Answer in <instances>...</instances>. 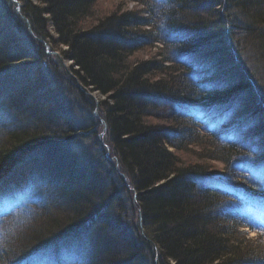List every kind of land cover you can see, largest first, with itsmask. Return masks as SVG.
I'll use <instances>...</instances> for the list:
<instances>
[{
	"label": "trees",
	"instance_id": "obj_1",
	"mask_svg": "<svg viewBox=\"0 0 264 264\" xmlns=\"http://www.w3.org/2000/svg\"><path fill=\"white\" fill-rule=\"evenodd\" d=\"M99 2L0 0V264H61L111 207L98 154L66 148L103 130L137 219L91 264L140 243L152 264H264V0ZM62 81L89 110L79 82L103 93L101 118L74 119Z\"/></svg>",
	"mask_w": 264,
	"mask_h": 264
},
{
	"label": "rangeland",
	"instance_id": "obj_2",
	"mask_svg": "<svg viewBox=\"0 0 264 264\" xmlns=\"http://www.w3.org/2000/svg\"><path fill=\"white\" fill-rule=\"evenodd\" d=\"M121 1H124V0H101V2L96 4V6H99L100 8H103V7L104 8H110L116 2H121ZM126 3H127V6L134 7L137 4V0H135V1L127 0ZM20 4H21V2H20ZM100 8H98V9H100ZM21 32L22 31L19 29L18 33L20 35H21ZM52 34H55L53 29H52ZM26 35L27 34H24L21 36L26 37ZM23 40L28 42V40H26V39H23ZM21 41H22V39H21ZM25 41H23V42H25ZM54 49H52L53 52L51 54L60 57L61 56L60 50L58 48H54ZM145 53H146V51H145ZM60 59H61V61H63L64 67L68 71H70V65H72L73 60H69V59L66 60V59L61 58V57H60ZM68 62L70 63V65L68 64ZM20 63H22V61L13 62L12 66L15 67ZM79 86H80V89L83 90V92H86L87 94H89L90 96L93 97L94 102L96 104H95V107L92 108V110H89V109H87L86 106H83L84 103L82 102V99L78 97V93L72 92L70 87L67 86L65 84V82H63L62 84L60 83L57 86V88H59L61 91H63L62 93H64V95L62 96V97H64V99H63L64 103L71 107L69 110L70 114L72 115V117L74 119L75 118L78 119V122L83 121L84 119H86L87 116L98 114L99 113L98 107H99L100 101L106 99V96L103 93H101L100 91H97V90L93 91L85 85L83 86L81 81L79 82ZM101 116H100V118H101ZM101 126H102V124H101ZM101 126L99 127L100 132L102 129ZM103 131L100 133V135H99V133H97L96 136H93L92 134L88 133V134H86V136L84 138L82 137L80 139H76V141L74 143L67 145L66 148L73 150L74 152H76V151L80 152V151L86 149V151L88 150V152H95L96 154H98L97 156H98V158H100L99 161L102 162L103 167H104V170H102V173L103 174L106 173L108 178H110L111 175H112V178L115 177L116 186H117V188H120L119 191H121V192L117 191V192H119V193H117V197L116 198L112 197L111 200H108L109 202H111L110 210L113 211L112 217L110 216L109 218H107V217L103 216L101 218V220L99 219L97 221L98 223L95 224V226L90 229V231H85L83 236L80 235L79 237H76V238L70 240L69 246L66 247L61 252V256H63L65 264H83V262L81 261L82 259L86 260L88 262V264H91L95 257H99L102 254V252H103L102 247L108 248L111 246L109 241H111L112 237H114L113 239H116V240H118L119 237H122L120 232L115 233V232H111L109 229H107L109 226L116 225L119 223V221H121L122 225H123V223H126L125 229H127L126 231H128V228L130 227V225L123 219L129 220V221H133V219L134 220L137 219L136 213H135L134 209H132V203H133V201H135L134 198H136V196H137V192H136L137 190H133L135 192V193H133L135 197H133V194L128 189L122 188L124 181H122V179L119 177L120 171H121V166H118L119 164L117 163L116 167H119V168H117L118 169L117 172L119 173V175H118L114 172V170L112 169L113 167L110 165V161H113L115 159V157L112 156L109 149L108 150L106 149V147H107L105 145L106 137H105ZM36 158L41 159V161H44V159L47 160L45 155H40ZM90 160H91V158H90ZM98 162H96V164H98ZM116 162H118L117 159H116ZM214 162H216V161H214ZM36 163H38V162H35V164ZM222 164H223V162H218V165L221 166ZM260 181L264 182V180H260ZM113 198H115V199H113ZM112 200H113V202H112ZM258 204H259V206L255 208V211H256L257 215L262 216V217H260V220L264 221V216H263L264 215L263 214L264 213V205L261 206L260 203H258ZM261 212L263 215L261 214ZM107 223H109L110 225L106 228V227H104V225H106ZM114 230L117 231L116 229H114ZM249 234H250V237L253 238V235H255L256 232L253 230ZM119 248L121 249V246H119ZM125 249H126V247H123V251ZM119 251H121V250H119ZM46 255H47V253L41 255L36 264H51V263H49V261H48V263H45V260L47 258ZM142 255L144 256L145 253L140 254V257H142ZM144 258H147V255ZM79 261H81V262H79ZM54 262H55V260H53L52 264H54ZM146 264H152V263H149V261L148 262L146 261Z\"/></svg>",
	"mask_w": 264,
	"mask_h": 264
},
{
	"label": "bare ground",
	"instance_id": "obj_3",
	"mask_svg": "<svg viewBox=\"0 0 264 264\" xmlns=\"http://www.w3.org/2000/svg\"><path fill=\"white\" fill-rule=\"evenodd\" d=\"M68 64L70 65L69 62H68ZM78 173H81V171H79ZM112 215H113V211L110 210V208L108 207L106 213H104V217L109 218L110 216L112 217ZM114 228H115L114 225H111L110 227H108V229L111 232H113ZM139 246H141V248H144V250L141 251V254H144L145 253V255L144 256L142 255V257H140V254L139 255L138 254H135V253L130 254L129 257H128L129 260H130V263L131 264H146V261L147 262L149 261V263H150V260L151 259H150L149 247L148 246L144 247L141 243H140ZM146 255H147V258L148 259L147 258H144V257H146Z\"/></svg>",
	"mask_w": 264,
	"mask_h": 264
}]
</instances>
